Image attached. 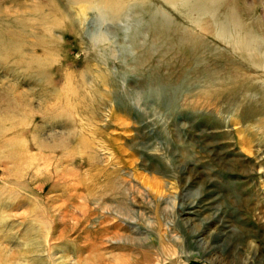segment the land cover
<instances>
[{
	"label": "rangeland",
	"instance_id": "1",
	"mask_svg": "<svg viewBox=\"0 0 264 264\" xmlns=\"http://www.w3.org/2000/svg\"><path fill=\"white\" fill-rule=\"evenodd\" d=\"M141 1L151 0H119L113 21L92 3L59 0L57 10L52 3L39 6L53 16V37L64 38L62 60L41 59L43 50L24 49L16 22L10 23L9 15L0 19V264H76L89 247L81 246L82 226L64 213L80 219L83 203L95 215L89 227L101 215L103 225L120 233L117 241L102 239V252L129 257L146 251L160 260L179 251L186 213L177 218L176 195L197 189L185 174L181 178L182 160L211 179L219 193L215 205L229 208L226 226L211 220L209 229L233 235L240 261L256 256L263 264L264 67L237 69L228 45L207 33L197 64L157 24L155 16L160 21L163 16L175 30L177 8L159 4L148 13ZM230 2L263 36L264 52V0ZM3 6L12 8L10 0ZM64 6L74 16L77 34H65L54 23L70 20ZM91 25L94 39H82ZM53 62L59 63L56 69L47 64ZM26 114H33V122L24 130ZM10 116H18L21 125L7 123ZM57 139L67 142V152L41 149L38 159L58 157L60 170H71L70 179L49 177L47 158L45 168L26 177L27 155ZM23 179L30 187L17 186ZM78 185L86 197L74 208L77 202L69 198ZM210 212L195 213L196 222ZM129 217L135 221L123 219ZM177 255L157 264H212L197 255Z\"/></svg>",
	"mask_w": 264,
	"mask_h": 264
},
{
	"label": "bare ground",
	"instance_id": "2",
	"mask_svg": "<svg viewBox=\"0 0 264 264\" xmlns=\"http://www.w3.org/2000/svg\"><path fill=\"white\" fill-rule=\"evenodd\" d=\"M5 1L6 0H0V19L3 18V15H9L8 21L10 23L16 22L19 30L18 37L21 46L24 49L30 50L31 53H37L36 51L38 49L43 50L44 56H42L41 59L47 60L49 57L53 58L54 56H56L59 60H62L61 55L64 54V52H62V48L60 47L64 43V38L59 36L53 37L51 33L52 28H50L52 25L51 18H53V16L50 15V11L48 10V8L46 9L47 12L44 13H41V11L39 10V6H46V4L50 3L54 4L52 6H54L55 10H57L55 5L59 2V0H10L12 8L3 6V3ZM67 1L71 4L83 2H86L88 4L92 3V7L96 10L104 9L106 11L104 12L106 14V18L110 19L111 21L116 19V17L119 15V13L117 12L119 0ZM140 3L142 4V6L147 8L148 13H151V8L155 9L156 6L159 4L166 5L174 9L177 8L178 16L177 18L172 19L177 22V27L175 30L171 29L172 26L170 27L169 25H166L167 21L166 18L163 16L160 17L161 21L155 16V18L159 22L157 24H161V29L163 30L165 35L166 33H168L170 34L169 36L173 37V42L176 45L174 47L176 48L178 45H181L180 48H182L184 54L189 57V59L194 56L196 59L195 62L197 64L198 62H200V56H198V53L200 52L202 46L205 45L209 39L204 35V33H207L214 36L215 38H220L221 41L228 45L226 52L232 57H234L233 59H235V62L233 66H236L237 69L243 66H249L253 68L264 67V52L261 51L260 42L262 41L263 36L254 31L255 28L250 25L246 20L245 22L243 21L244 19L241 20L239 18L238 15L240 9L234 6L230 2V0H151L150 2L141 1ZM63 8H65V12L64 14L62 12L61 13L67 18L71 14V12L65 6ZM14 13H19V15H21L20 17L16 16L15 18H13ZM11 18L13 20L12 22ZM67 19L70 20L63 21L55 19L54 23L55 25L57 24L59 27L61 26V28H63L62 30H65V34H77V28L75 26L76 23H74V16H69ZM85 28L86 30L84 31L81 29L83 31L81 34V38L86 40L89 39L90 41H92L94 39L93 36H95V32H97L95 31L96 27H93L91 25L90 27L88 26ZM190 30L196 32L197 35H195L194 32ZM92 46L95 45L92 44ZM228 59H231V57H229ZM239 63L240 66L238 65ZM47 64L53 69H56V67L59 65V63L55 64L54 62ZM201 66H203L202 68L205 69V64ZM205 70L206 71H204V73H207V70L209 69ZM235 79L238 80V77H235ZM262 98L264 99V92L262 94ZM27 117L28 120L23 122L21 127L24 130L27 126L32 127L31 123L33 122V114L27 115ZM14 120H17L18 125H21L18 116H10L7 120V123L13 122ZM32 139L34 140L33 136ZM46 143L51 145L39 146L38 153L29 154L27 155L28 158L24 159V174L27 177L31 173H36L39 169L45 168L44 164L50 159V162L48 163L49 165L46 167H51V171L53 172V174H51L49 177L56 176L58 178L70 179L69 176L71 174V170L67 167H63L62 170H60L59 166L62 165L58 164V157L55 158L56 161H54L50 157H47V155L46 157H44L43 155L44 158H41L40 160L38 159L40 157L41 149H46L49 152H56L57 149H61L63 153H66V150L69 149L67 147V142L63 139H57L53 143ZM34 156H37V158L35 159ZM45 158H47L46 161ZM69 160H71V157ZM194 165L195 163L182 160L178 169L181 173V178L184 179V174L188 177V179H186L187 183L190 182L192 183V185H194V183L196 182L197 184V189L194 193H190L188 191L187 193H180L176 195V198L178 199L176 212L177 218L178 215L182 216V213H186V215L182 218L185 225V228H183L182 230L184 240L182 244H180L178 247L179 251L167 253L166 255H164V259L160 258V260L153 259V256L150 257V254L146 251L143 252L140 256L129 257L116 256L112 253L108 254L102 252V239H108L109 241H117L119 240L120 233H118L116 230H110L112 227L111 225H103L105 221L104 219H101V215H99L100 217L97 219V224L91 225L89 227L88 221H90L92 216L95 217V215H93L92 211L83 203V216L80 219H77V216L73 217L72 213H64L65 215L69 216L70 219H74L75 225L79 224L78 226H82L80 241L84 243L81 246L89 247L88 252L90 253H86V255H83L84 257L81 255L78 256V259L75 261L76 264H79V262L82 260L88 259L89 264L95 262L96 260L97 262H100V264H105L104 261L107 259L112 260V263L110 262L109 264H157L158 262L165 263L166 261H169L172 258L173 253L174 255L179 254L180 256L187 258L192 255H197L200 258L209 259L212 264H262L259 263V259L256 256L246 261H240L237 253V244L234 243L233 235H229L228 231H224L222 229H219L218 227L212 230L209 229L208 223H211V220L218 222V226H226V224L230 221L228 218L229 208H227L226 206L215 205V201L219 198V193L215 192L210 178H202L199 176L198 170L194 169ZM47 171L48 173H50L49 169ZM29 181L34 180L29 178ZM16 184L18 187H30L27 179L18 180ZM42 185L43 184L39 182L37 188L38 186ZM53 185L55 187V183H53ZM78 190V192L73 193L72 196L69 198L71 202H77V204L75 203L73 205L74 208L80 206V201L84 202L86 197V194L82 191L81 185H78ZM57 209L60 210V208ZM205 209L211 210L210 215L201 218L199 222H196L194 218L195 213ZM51 215L53 220L57 218V215H55L54 213ZM123 219L130 223H133L135 221V218L133 217ZM92 229H94L93 232ZM59 237H65V235L61 233ZM93 237L99 239L94 240L92 239ZM227 253H229L230 255H226ZM227 258H231V260Z\"/></svg>",
	"mask_w": 264,
	"mask_h": 264
}]
</instances>
